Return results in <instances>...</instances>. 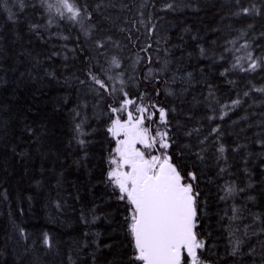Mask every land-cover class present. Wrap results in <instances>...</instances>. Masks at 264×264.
I'll return each mask as SVG.
<instances>
[{"label":"trees","instance_id":"obj_1","mask_svg":"<svg viewBox=\"0 0 264 264\" xmlns=\"http://www.w3.org/2000/svg\"><path fill=\"white\" fill-rule=\"evenodd\" d=\"M76 2V20L57 0L0 3V264H130L127 205L107 182L121 87L169 110L173 160L197 174L205 257L264 264V64L241 70L264 60V14L241 9L264 0Z\"/></svg>","mask_w":264,"mask_h":264},{"label":"snow or ice","instance_id":"obj_2","mask_svg":"<svg viewBox=\"0 0 264 264\" xmlns=\"http://www.w3.org/2000/svg\"><path fill=\"white\" fill-rule=\"evenodd\" d=\"M6 2L0 0V3ZM52 7L48 5L49 10ZM55 7L62 17L68 13L69 20H76L82 14L76 0H57ZM166 7L172 8V5ZM7 11L8 19L13 20L11 9ZM241 11L244 15L264 14V10L255 4L243 7ZM36 28L32 25L33 30ZM103 46L98 44V47ZM249 59H252L251 54ZM111 63L120 67L115 57ZM261 64L264 60L252 59L249 66L241 70L255 71ZM89 75L100 89L110 94L116 91L96 75ZM120 83L123 85L124 81ZM119 91L122 93L119 106H109L111 115L107 133L114 141V147L107 158V182L119 193L117 199L127 205L124 226L131 241L130 264H211L204 255L207 243L200 231L201 201L196 187L197 174L195 171H182V167L173 160L170 150L176 140L169 128V110L154 102L150 106L137 103V100L144 99L143 93L132 99L123 87ZM233 103L239 104V101ZM76 127L79 130L80 125ZM217 131L212 129V132ZM186 135L191 136L192 132ZM79 143L83 145L85 142L80 140ZM218 150L223 153L225 148L221 145ZM196 155L203 159L199 153ZM225 191L232 194L234 188L229 186ZM44 242L49 243L47 236ZM240 243L236 242L231 255H237Z\"/></svg>","mask_w":264,"mask_h":264},{"label":"bare ground","instance_id":"obj_3","mask_svg":"<svg viewBox=\"0 0 264 264\" xmlns=\"http://www.w3.org/2000/svg\"><path fill=\"white\" fill-rule=\"evenodd\" d=\"M12 25V24H11ZM19 66V65H18ZM87 88V87H86ZM230 112V111H229ZM75 133H77V132H75Z\"/></svg>","mask_w":264,"mask_h":264},{"label":"rangeland","instance_id":"obj_4","mask_svg":"<svg viewBox=\"0 0 264 264\" xmlns=\"http://www.w3.org/2000/svg\"><path fill=\"white\" fill-rule=\"evenodd\" d=\"M138 103V102H137Z\"/></svg>","mask_w":264,"mask_h":264}]
</instances>
